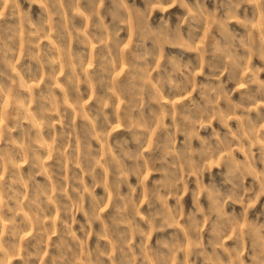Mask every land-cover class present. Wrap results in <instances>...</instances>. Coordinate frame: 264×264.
Wrapping results in <instances>:
<instances>
[{
    "label": "rangeland",
    "instance_id": "1",
    "mask_svg": "<svg viewBox=\"0 0 264 264\" xmlns=\"http://www.w3.org/2000/svg\"><path fill=\"white\" fill-rule=\"evenodd\" d=\"M0 264H264V0H0Z\"/></svg>",
    "mask_w": 264,
    "mask_h": 264
}]
</instances>
